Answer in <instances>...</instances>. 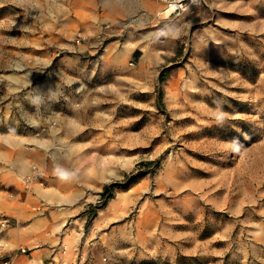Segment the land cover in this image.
<instances>
[{"label":"rangeland","instance_id":"374dc122","mask_svg":"<svg viewBox=\"0 0 264 264\" xmlns=\"http://www.w3.org/2000/svg\"><path fill=\"white\" fill-rule=\"evenodd\" d=\"M4 218L44 264H264V0H0Z\"/></svg>","mask_w":264,"mask_h":264},{"label":"crops","instance_id":"0c3cea01","mask_svg":"<svg viewBox=\"0 0 264 264\" xmlns=\"http://www.w3.org/2000/svg\"><path fill=\"white\" fill-rule=\"evenodd\" d=\"M21 202L23 201H19V204H21ZM16 216H18L19 219L23 220V211L20 210ZM25 232L26 231H23V226L13 227L3 231V233L0 235V239L4 240V242H7L10 248L14 250L19 246L23 247V244H25L27 241L29 242L27 236L25 235ZM49 255V249L41 246V248L27 254V256H18L13 260L12 264H44Z\"/></svg>","mask_w":264,"mask_h":264},{"label":"built area","instance_id":"2783aa9c","mask_svg":"<svg viewBox=\"0 0 264 264\" xmlns=\"http://www.w3.org/2000/svg\"><path fill=\"white\" fill-rule=\"evenodd\" d=\"M11 224H12V221L10 219L4 218L0 222V228L3 229V230L8 229L11 226ZM15 251H16L15 253H19V254H27L28 253L27 249L24 248V247H20V248H18ZM10 252L14 253L13 250L10 251ZM9 263H10L9 262V258H2L0 260V264H9Z\"/></svg>","mask_w":264,"mask_h":264},{"label":"trees","instance_id":"16d2710c","mask_svg":"<svg viewBox=\"0 0 264 264\" xmlns=\"http://www.w3.org/2000/svg\"><path fill=\"white\" fill-rule=\"evenodd\" d=\"M165 72H167V69L163 71V74H161V76H160V78H159V80H160L161 83H163V82L165 81V75H164ZM154 164H155L154 162H148V163L145 164V166L148 168L149 166L154 165ZM131 175H132V174H131ZM121 186H122V185H121L120 183L111 184V185H109L108 187H105V188H104V191L102 192V195H104V193H105L106 191H109V193H110V192H112L115 188H120Z\"/></svg>","mask_w":264,"mask_h":264},{"label":"bare ground","instance_id":"6f19581e","mask_svg":"<svg viewBox=\"0 0 264 264\" xmlns=\"http://www.w3.org/2000/svg\"><path fill=\"white\" fill-rule=\"evenodd\" d=\"M178 8H180V5L176 3H169L167 6H165L161 12L164 19L169 18Z\"/></svg>","mask_w":264,"mask_h":264}]
</instances>
